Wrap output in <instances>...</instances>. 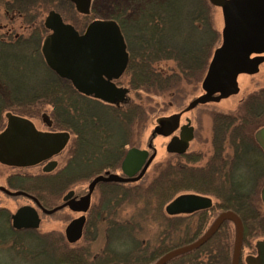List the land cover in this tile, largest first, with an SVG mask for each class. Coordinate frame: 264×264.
<instances>
[{
    "label": "trees",
    "instance_id": "1",
    "mask_svg": "<svg viewBox=\"0 0 264 264\" xmlns=\"http://www.w3.org/2000/svg\"><path fill=\"white\" fill-rule=\"evenodd\" d=\"M42 2L0 0V11L3 10L7 18L22 17L30 24ZM164 2L167 23H161L162 26L157 16L152 18L151 26L132 33L127 19H117L128 39L129 50L140 53L131 57L126 72L137 102L124 109L87 104L66 79L48 68L41 54L46 32L42 24L27 38L1 36L0 129L4 114L32 117L37 114L36 106L52 105L56 125L61 129L70 127L77 136L71 149L79 163L84 148H92L89 141L97 138L101 130L99 117L94 114L102 108L105 114L121 119L118 122L120 135L127 133L132 144L131 134L135 132L137 136L143 130L153 112L154 100L166 98L173 106L180 105L200 83L202 85L213 52L221 41L209 0ZM132 34L158 35L164 40L137 43ZM262 127L264 88L249 94L235 112L215 118L213 156L204 168H197L202 156L193 157L182 168L174 160L167 166L160 162L153 168L148 186H117L119 198L115 204L103 206L105 217L96 218L100 227H104V247L95 252L93 247L98 240L94 237V242L83 250L56 249L62 252L56 264H154L169 251L199 239L209 219L214 215L215 219L223 211H233L241 218L243 248L252 250L250 239H264V205L259 197L264 186V157L254 140V134ZM82 141L87 143L82 145ZM183 193L215 196L219 202L211 210L194 216H166L164 207ZM230 225L224 223L207 244L169 264H232L234 240ZM115 229L125 233L128 238L125 243L131 248L118 251L113 247ZM239 264L246 263L241 259Z\"/></svg>",
    "mask_w": 264,
    "mask_h": 264
},
{
    "label": "water",
    "instance_id": "2",
    "mask_svg": "<svg viewBox=\"0 0 264 264\" xmlns=\"http://www.w3.org/2000/svg\"><path fill=\"white\" fill-rule=\"evenodd\" d=\"M81 14H88L91 0H68ZM221 8L224 17L222 44L215 50L202 88L205 94L196 98L186 108V112L206 103H218L239 91L238 76L254 75L264 62V0H209ZM45 27L52 31L42 44V54L49 69L59 77L72 81L77 91L93 95L105 102L123 99L126 91L116 88L105 79L117 78L123 73L128 62L125 42L119 26L114 21L98 20L90 24L84 35L80 36L70 25H65L60 16L51 12ZM252 55H260L251 59ZM262 55V56H261ZM180 115L166 119L165 123L177 124ZM45 120L49 119L43 115ZM50 122L48 125L50 126ZM188 126H186L187 128ZM185 128V127H184ZM192 128L181 139H173L168 146L169 152H185L193 138ZM255 140L264 154V127L255 134ZM66 133H39L27 119L11 114L7 115V127L0 134V162L13 167L33 166L58 154L67 144ZM178 144V147L176 148ZM148 157L147 151L131 149L122 164L123 174L132 179L141 169ZM155 154L150 158L142 173L133 180H125L117 175L97 177L89 186L88 196L82 200L84 206L89 202L95 186L102 182H126L140 179ZM55 163L49 164L45 171H51ZM18 193L17 195H19ZM264 205V187L261 191ZM213 202L210 198L197 194H184L176 197L166 207L170 217L193 215L210 210ZM54 212V211H53ZM85 219L73 221L66 234L70 242L81 237ZM230 222L234 226L235 239L232 264H239L242 255L244 227L241 218L233 211H225L217 216L206 232L196 241L171 250L155 264H169L174 259L200 249ZM13 226L38 228L39 219L35 210L23 208L13 217ZM257 256H248L246 264H264V241L255 245Z\"/></svg>",
    "mask_w": 264,
    "mask_h": 264
},
{
    "label": "flooded vegetation",
    "instance_id": "3",
    "mask_svg": "<svg viewBox=\"0 0 264 264\" xmlns=\"http://www.w3.org/2000/svg\"><path fill=\"white\" fill-rule=\"evenodd\" d=\"M60 2H62L63 4L73 5L75 8V5L68 0H60ZM101 8L102 6L98 3L97 0H91L88 14H81L80 12L76 10V8L75 10L77 14H80L84 18H87L89 16H92L94 12L102 11ZM110 8L113 12L110 16L106 15L104 17H98V18L94 17L89 22L83 21L82 19H81L82 22L81 21L78 22L77 21L79 20L78 18H76V20L68 22L67 16H66L67 11H62V10L58 11L57 7H53V9L50 10L48 15L51 12L58 14L60 18L62 19V22L65 25L72 26L80 36L86 33L87 28L90 26L91 23L98 21V20L114 21L119 26L124 42H125L126 53L128 55V62H127L125 70L123 71L121 75H119V77L112 78V79H108V77H105V79L108 80L110 83H112L116 88L125 90L126 94L124 98L115 99V101L108 103L103 100L95 98L93 95H85V94L80 93L79 91H77L72 81H70L69 79H66L68 85L72 89H74L76 92H78V94H80L84 98L83 101L84 102L86 101L87 104L96 103L98 105H101L102 107L107 106V107H112L118 110V109L127 108L132 102H137L136 96L131 90V87L129 84V77L127 76L126 72L131 62V57L139 56L140 53L131 52L129 50L128 39L125 37L123 30L121 28V24L119 23L117 19H122L124 17L125 19L128 20V23H130L131 25L130 31L132 33H138L140 32V30L142 31L147 26H151L152 25L151 22H154L152 21V18H156L157 16L160 17L159 25H161V23L166 24L167 21L165 18L167 16V11H166L167 4L166 2H164V0H161V2H153L152 0H131L130 2H126V4H123V5L112 3ZM213 8H216V7L213 6ZM44 23H43V26L46 30V35L43 41L45 40L47 36L52 34V31L47 29ZM159 28L161 27L159 26ZM132 37L134 38L133 41L137 43L148 41V40H156V41L164 40L163 36H158V35H155V36L142 35L141 36L140 34H132ZM214 53L215 51L213 52L212 58L214 56ZM41 54H42V46H41ZM259 56L260 55H252L251 59H254ZM42 57H43V54H42ZM212 58L210 60V63L212 61ZM260 66H259V69H260ZM208 68H207V71H208ZM254 75L241 74L238 76V79H237L238 88H239L238 93L240 92L239 78L241 76H254ZM203 94H205V92ZM236 95H233V96H236ZM233 96H230L229 98ZM196 98L192 99L189 102V104L193 102ZM227 99H224V100H227ZM244 99L240 101L239 106L242 104ZM222 101L223 100H221L220 102ZM183 103L184 101H182L180 105L175 104L174 106H177V105L181 106L183 105ZM218 103L201 104V105L196 106L194 109L186 112L185 110L189 106L188 104L187 107H185L184 109H181L179 112L173 113L169 116H162V117L157 118L156 125L154 126V130L152 131L148 142L146 141L147 142L146 144H143L142 135L146 131L148 120L143 126L144 127L143 130H141V132L137 134V136L135 132L134 134H131L133 142L132 144H129V137L126 136L127 133L124 134L122 137L120 135L121 125H119L118 122L121 119L114 117L113 114H105L102 108H98V110L100 109L101 112H99L98 110H95L94 115H97L99 117L100 124H101V130L99 131L97 138H95L92 141H89L93 145L92 148H89V149L84 148V151L82 152L81 160L79 163L74 159L72 155L71 148L77 136L70 127L67 129L59 128V126L56 125V121L53 115L52 114L50 115L46 112L42 113L40 117L39 116L37 117V118H40L42 123L45 125L46 129L44 130L38 129L35 123L32 121V118L35 115H33L32 117L18 116V117L29 120L34 125L35 129L39 133H66L68 135V141H67L66 146L58 154L54 155L52 158L48 160L41 161L40 163L33 165V166L13 167V166L5 165L0 162V166L11 168V169H17V170L27 169L28 170V169L37 168L41 170V172H39L38 174H22V173L10 174L6 177L4 184L0 185V248L15 247V246L19 248L25 247L26 245L24 244V242L20 240V235L23 233H30V234H33V236L35 237L37 236V237L48 239L49 244L52 247H54L55 250L58 249L61 251H71L72 249H75V248H78L79 250H83L87 248V246L91 242H94V237H91V234H90L91 228H95L96 230H98L99 233L101 230V227L96 220L97 216H101V218H103L106 215L102 210L103 209L102 205L104 204V201H105V199L103 200V195L108 196L110 193L109 191L111 190L113 186L124 185L130 188L134 186H143V185L148 186L151 183V173L154 170L153 165L158 155L157 148L154 146V141L158 137L165 140L164 151H165V154L167 155V158L161 163V164L164 163V166H167L170 161L172 162L174 160L175 164L178 163L179 167L182 168V166L188 163V161L192 159L193 157L200 158L201 156H202V159L200 163L197 164V168H202V167L204 168L206 166V163L209 162L211 157L213 156L212 153L214 150L213 148H214V139H215L214 137L215 118L219 114L221 115L229 114L230 115L231 113L235 111L231 113H221V112H214V111L209 112L208 115H211L212 123H213L212 129L210 130V135H207L204 132L203 127L200 124L199 117L197 116L196 117L197 120H195V119H192L189 116V114L192 111L198 109L199 107L212 105V104H218ZM170 104L173 105L174 103L171 102ZM41 105H45V104H41ZM37 113L40 114V109L37 110ZM8 114H11V113L6 114L5 116L6 120H7ZM43 115H47L49 119L45 120L43 118ZM177 115H180L177 124L175 123L168 124L164 122L166 119L172 116H177ZM13 116H16V115H13ZM108 121H112V123ZM48 122L51 123L50 126L48 125ZM186 126L188 127L186 128ZM6 127H7V122H6V125L3 127V129L0 131V134L6 129ZM128 127L129 125H125V128H128ZM190 128L193 129L192 130L193 138L189 142L187 150L185 152H174V151L169 152L168 146L171 143V141L173 139H181V135L185 134ZM203 132L207 136L206 137L207 139L201 138V134ZM255 134H254V140H255ZM86 143L87 141L86 142L82 141L81 144L85 145ZM177 147H178V144L176 148ZM208 147H210L211 152L209 153L207 152L208 154H205L204 151L205 152L207 151L205 148H208ZM258 147L260 149V153L264 157L262 149L260 148L259 145ZM131 149L147 151L148 157L146 158L145 162L143 163L138 173L132 179H128V177H126L123 174L122 164L126 158L127 153ZM66 151H68L66 162L64 166H61L59 159ZM154 154H155V158L153 159V161L148 166L147 170L145 171V173L140 179L136 181H126V182L98 183L90 195L88 204L84 206V203L82 202V200L88 196L89 186L97 177L99 176L107 177L106 174L109 173L110 175H117L125 180L136 179L142 173L146 164L148 163V161ZM51 163H55V167L51 171H45V169ZM82 183H85L86 186L80 188L79 185ZM18 193L20 194L17 195ZM183 194H197L200 196L210 198L213 202L212 208H214L217 202H219L215 196L202 195L199 193H183ZM3 196H7L11 198L12 201H15V200L20 201L21 203H19V205H15V210L12 211L11 208L8 207L4 203ZM165 207H164V214L168 216L165 213ZM23 208H31L35 210L38 216V219H39L38 228L17 229L13 226L14 215H16L17 212ZM67 211L75 214L77 217L73 219H69V221L67 222L66 215H65L66 219L62 218L63 213L67 214ZM198 213H195L193 215H180V216H175V217H185V216L189 217V216H194ZM54 218H58V219L62 218L59 222L62 223V226H64V231H61L58 229H50L47 231L43 230V225L45 224V221L49 220V221L55 222ZM80 218L85 219L81 237L74 242H70L66 234L67 228L73 221L78 220ZM7 229H8V233L6 234L5 231ZM260 241H264V240H260ZM78 243H80L81 245L78 247L74 246ZM248 256H257L256 247L254 248L253 252L249 254Z\"/></svg>",
    "mask_w": 264,
    "mask_h": 264
},
{
    "label": "rangeland",
    "instance_id": "4",
    "mask_svg": "<svg viewBox=\"0 0 264 264\" xmlns=\"http://www.w3.org/2000/svg\"><path fill=\"white\" fill-rule=\"evenodd\" d=\"M97 1L102 6L101 8L102 11L94 12L92 16L84 18L82 15L77 14L73 5L63 4L62 2H60V0H43L44 3L42 2L43 4L37 7L34 13L35 17L32 23L30 24L25 22V19L22 17L13 16L11 17V19L10 17L7 18L4 16V11L1 10L0 11V37L1 36H4V37L6 36V38L13 37V36L14 37L21 36L25 38L30 37L32 33L34 32L35 28L37 27V25L38 26H40L41 24L43 25L48 13L50 12L51 9H53V7H57L58 11L59 10L67 11L66 16H67L68 22L76 20V18L79 19L77 20L78 22L80 21L82 22V20L89 22L94 17L98 18V17H104L106 15L110 16L113 13L110 8L112 3L123 5V4H126V2H130L131 0H97ZM212 16H213L214 26L221 35V41L219 43V46L217 47L218 49L222 44V33L224 29V17H223L222 10L217 7L213 8ZM45 35H46V32L43 33V39ZM170 66L172 65L170 64ZM239 87H240V92L236 96H233L227 100H223L222 102L218 104H212V105L199 107L198 109L192 111L189 114V116L195 120H197L196 117L198 116L200 120V124L203 127L204 132L207 135H210V130L212 129L213 123H212L211 115H208L209 112L214 111V112H221V113H231L233 111H236L242 99L246 98L250 93L258 91L261 88H264V63L260 66L258 74L254 76H241L239 78ZM203 93L204 92L202 90V85L200 83L198 86V89L195 90V92L190 93L184 100L183 105L181 106L171 105L170 104L171 101L167 100L166 98L164 99L159 98V99L154 100L152 103L153 112L151 113L150 118L148 117L149 119H148V123L146 126V131L142 135L143 144H146L148 142L151 136V133L154 130V126L156 125L157 118L162 117V116H169L173 113L179 112L181 109H184L185 107H187L189 102L192 99L199 97ZM35 108H38V110L40 109V114L37 113L38 115L37 116L35 115L32 118V121L35 123L38 129L44 130L46 129L45 125L42 123L41 119L37 117L38 116L40 117V115L44 112L51 115L53 112V107L51 105L45 104V105H38ZM98 111L101 112L100 109ZM6 122L7 120L4 114L3 115V127L6 125ZM108 122L112 123V121H108ZM204 132L201 134V138L207 139L206 138L207 136L205 135ZM164 144H165V140L160 137H158L154 141V146L157 148L158 155H157V159L153 167H155L156 164L164 161L167 158V155L165 154V151H164ZM205 149L207 150L206 152L204 151L205 154H208L209 152H211L210 147L205 148ZM67 152L68 151H66L59 159L61 166H64L66 162ZM39 172H41V170L37 168L28 169V170L27 169L17 170V169H11V168L0 166V185L4 184L6 177L10 174H14V173L38 174ZM79 186L80 188H82L86 186V184L82 183ZM118 190L119 188H117V186H113L111 190L109 191L110 193L108 196L103 195V200L105 199V201L102 207L105 204L108 205L109 203L110 205L115 204L114 202L119 198ZM259 197H261V193ZM3 201L8 207L11 208L12 211L15 210V205H19V203H21L20 201H16V200L12 201V199L7 196H3ZM261 205L263 206L262 203ZM124 214H127V213H123V215ZM216 214H217V211H216ZM65 215L67 216V222L69 221V219H73L77 217L75 214L70 213L69 211H67V214L63 213L62 218L66 219ZM214 217L215 215L212 216L211 219H209V221L207 222L205 226V231L209 228V226L214 221ZM62 218L60 219L54 218L55 222L46 220L45 224L43 225V230L47 231L50 229H58V230L64 231V226H62V223L59 222ZM103 228L104 227L101 228L100 233L95 228H91L90 230L91 237L97 236V240H98V243H96L97 245L95 244V246L93 247V250L95 252L103 248L105 245V240H104L105 237L103 235V232H104ZM230 229H231V234L233 235V240H234V226L232 224L230 225ZM5 233L6 234L8 233V229L5 231ZM112 234H113V238H115L112 245L118 251L122 249L125 250L126 248H131V246H127L125 243V241L128 240V238L124 232L118 229H115L113 230ZM20 240L24 242V244L26 245L25 247L19 248L15 246V247L0 248V264H56L58 257L62 255V252L55 250V248L49 244V241L46 238H41L37 236L35 237L33 236V234H30V233H23L20 235ZM260 240H264V239L262 237L258 239L253 238L252 240L250 239V243L253 249L249 250L248 248H243L242 256H241L242 263H244L246 257L253 252L256 242ZM80 245L81 244L78 243L74 246L78 247Z\"/></svg>",
    "mask_w": 264,
    "mask_h": 264
}]
</instances>
